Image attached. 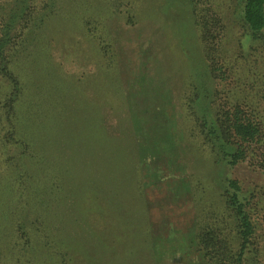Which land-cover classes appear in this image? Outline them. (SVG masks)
Instances as JSON below:
<instances>
[{"label":"rangeland","instance_id":"1","mask_svg":"<svg viewBox=\"0 0 264 264\" xmlns=\"http://www.w3.org/2000/svg\"><path fill=\"white\" fill-rule=\"evenodd\" d=\"M243 11L244 0H0V44L22 85L14 100L0 76V264H237L243 243L240 264H264L263 144L226 165L202 131L208 111L236 108L264 127V41Z\"/></svg>","mask_w":264,"mask_h":264},{"label":"trees","instance_id":"2","mask_svg":"<svg viewBox=\"0 0 264 264\" xmlns=\"http://www.w3.org/2000/svg\"><path fill=\"white\" fill-rule=\"evenodd\" d=\"M201 19H205L203 15ZM243 21L247 26L250 37L253 40L264 41V0H244ZM201 27H203V38L208 40L211 37V31L209 26L204 22L199 21ZM7 43L1 42L0 44V76H6L12 84V96L16 100L22 91V85L17 77L10 70V57L6 49ZM12 98V99H13ZM242 109L236 108L232 111H220L213 114L212 111H208L206 116L202 119L204 144L207 145L214 156H217L216 160L223 162L226 165H236L241 160H244L248 154V144L251 146L254 143L263 144V152L260 154L259 165L264 169V127L260 128L255 121L242 116ZM225 185V197L229 206H234L235 210L242 217L243 229L240 230L242 240L247 241L249 235L252 233L253 226L249 218L248 213L245 210L242 200L241 186L235 179H227ZM10 235L14 237L17 233H21L20 228L12 227ZM24 231V230H23ZM40 232V228L35 229V232ZM22 240L20 235L19 239L14 240L13 255H16L20 251V246H17ZM213 237L210 236L207 239L208 243H212ZM31 241L25 242V245ZM207 243V244H208ZM30 245V243H29ZM17 246V248H15ZM24 245L21 246V248ZM227 247V244H225ZM12 247V248H13ZM222 247L221 242H216L215 249L219 250ZM11 249V246H10ZM245 249V243H243L240 249L239 259L237 264H240L242 253ZM26 251V248H25ZM31 256L26 254L24 260L16 259L17 264H29L31 263Z\"/></svg>","mask_w":264,"mask_h":264}]
</instances>
